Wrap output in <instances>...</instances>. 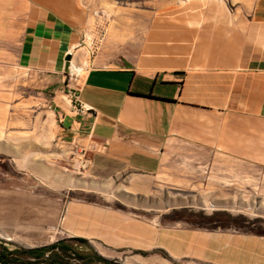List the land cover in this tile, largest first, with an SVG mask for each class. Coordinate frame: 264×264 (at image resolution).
I'll return each instance as SVG.
<instances>
[{
	"label": "crops",
	"instance_id": "1",
	"mask_svg": "<svg viewBox=\"0 0 264 264\" xmlns=\"http://www.w3.org/2000/svg\"><path fill=\"white\" fill-rule=\"evenodd\" d=\"M2 10L4 74L17 67L63 80L70 59L72 66L84 56L85 27L67 0H6ZM133 13L107 28L86 74L65 91L59 141L92 151L114 178L128 174L115 188L139 192L160 188L164 178L193 182L197 163L219 174L228 159L264 165V0H158ZM71 206L91 208L103 221L118 212L126 222L148 224L121 210L71 201L61 217L65 237L133 247L125 237L64 226V218L79 222ZM97 252L122 264H143L139 258L149 255L134 253L130 262Z\"/></svg>",
	"mask_w": 264,
	"mask_h": 264
},
{
	"label": "rangeland",
	"instance_id": "2",
	"mask_svg": "<svg viewBox=\"0 0 264 264\" xmlns=\"http://www.w3.org/2000/svg\"><path fill=\"white\" fill-rule=\"evenodd\" d=\"M156 1L67 0L85 27V45L79 48L84 56L74 58L80 72L67 69L63 80L49 81L17 67L7 74L0 70V207L23 214L20 219L0 214V239L8 245L38 246L67 236L61 217L74 201L146 220L148 224L138 225L112 212L103 221V215L84 206L70 207L79 222L63 219L75 232L127 238L136 248L88 243L130 262L134 253H143L149 254L139 258L143 264H264V233L249 230L264 232V165L252 168L228 159L227 171L219 174L197 163L189 175L193 182L164 178L160 188L139 192L115 188L128 174L114 178L92 151H74L58 139L61 106L68 103L65 91L86 74L97 45L102 49L106 41L107 28L139 9H151Z\"/></svg>",
	"mask_w": 264,
	"mask_h": 264
},
{
	"label": "trees",
	"instance_id": "3",
	"mask_svg": "<svg viewBox=\"0 0 264 264\" xmlns=\"http://www.w3.org/2000/svg\"><path fill=\"white\" fill-rule=\"evenodd\" d=\"M227 218H231L225 214ZM250 231L263 234L262 231ZM2 264H122L99 254L85 237H62L38 246H10L0 239Z\"/></svg>",
	"mask_w": 264,
	"mask_h": 264
},
{
	"label": "bare ground",
	"instance_id": "4",
	"mask_svg": "<svg viewBox=\"0 0 264 264\" xmlns=\"http://www.w3.org/2000/svg\"><path fill=\"white\" fill-rule=\"evenodd\" d=\"M70 62H71V59H70V61H69V63H68V65H67V69H71V70H75V71H79L80 72V70L82 69V66H77L76 64H74V65H72V66H70ZM1 200V199H0ZM1 206V205H0ZM0 214L1 215H6V216H8V217H11V218H21V216L23 215L22 214V211H18V210H15V209H12V210H4L2 207H0ZM80 219H82V218H80ZM6 238H12L10 235H7L6 234ZM179 243V242H178ZM206 250H210V251H212V253H214V252H216L215 251V249H213V248H211V247H209V246H206ZM220 250V249H219ZM220 253V252H219ZM217 255V254H216Z\"/></svg>",
	"mask_w": 264,
	"mask_h": 264
},
{
	"label": "built area",
	"instance_id": "5",
	"mask_svg": "<svg viewBox=\"0 0 264 264\" xmlns=\"http://www.w3.org/2000/svg\"><path fill=\"white\" fill-rule=\"evenodd\" d=\"M81 107L84 108V109H88V107L83 105V104L81 105Z\"/></svg>",
	"mask_w": 264,
	"mask_h": 264
},
{
	"label": "water",
	"instance_id": "6",
	"mask_svg": "<svg viewBox=\"0 0 264 264\" xmlns=\"http://www.w3.org/2000/svg\"><path fill=\"white\" fill-rule=\"evenodd\" d=\"M70 55L67 56V58H69Z\"/></svg>",
	"mask_w": 264,
	"mask_h": 264
}]
</instances>
